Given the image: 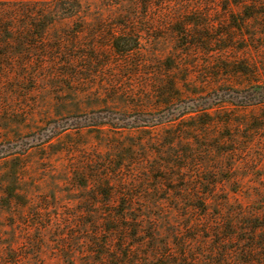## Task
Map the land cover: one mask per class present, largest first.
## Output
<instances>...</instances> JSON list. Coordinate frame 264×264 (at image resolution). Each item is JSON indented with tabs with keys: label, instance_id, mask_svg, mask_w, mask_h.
<instances>
[{
	"label": "rangeland",
	"instance_id": "1",
	"mask_svg": "<svg viewBox=\"0 0 264 264\" xmlns=\"http://www.w3.org/2000/svg\"><path fill=\"white\" fill-rule=\"evenodd\" d=\"M154 4L138 5L140 13L132 15L130 2L114 8L94 0L90 13L57 20L42 34L39 22L25 30L20 28L26 22L14 25L20 30L12 34L13 42L25 46L0 49L8 50L0 65V264L10 258L13 264H86L97 258L92 254L97 249L84 239L89 236L83 229H92L93 221L85 215L113 209L97 203L106 204L103 198L88 204L96 193L82 187L85 177L77 170L84 155L93 157L97 167L113 161L109 145L100 143L110 136L141 137L147 131L165 137L181 126L210 124L188 133L192 157L200 145L206 154L205 161L192 162L194 174L202 171L207 178L208 171L221 166L219 179L225 184L214 199L230 197L232 209L242 206L264 215V102L234 105V96H214L218 89L241 96L264 89V0L193 1L184 17L195 28H205L195 30L192 39L172 34L169 23L176 17ZM127 19L140 29L141 52L122 58L114 53L112 39L129 26ZM188 41L193 46L182 50ZM117 83L148 86L150 94L140 88L130 97L144 111L124 112L109 104L125 99ZM152 87L163 89L160 98ZM208 97L213 102L204 105L211 109L182 115L200 110ZM162 100L169 102L165 109L158 108ZM146 118L154 122L145 123ZM170 231L161 229L159 235ZM237 236L248 237L244 232ZM167 238L159 236L157 242L182 241ZM151 244L137 250L148 254ZM236 246L230 242L227 248ZM172 259L208 264V257L194 260L192 254L189 261ZM171 261L141 258V264Z\"/></svg>",
	"mask_w": 264,
	"mask_h": 264
},
{
	"label": "trees",
	"instance_id": "2",
	"mask_svg": "<svg viewBox=\"0 0 264 264\" xmlns=\"http://www.w3.org/2000/svg\"><path fill=\"white\" fill-rule=\"evenodd\" d=\"M103 1L114 8L119 7L124 1L130 2L134 7L132 15L140 13L138 5L157 3L154 5L176 17V20H170L169 26L171 33L177 38L185 36L192 39L195 37V30L205 28V26L195 28L196 25L186 21L184 17L188 13L186 8L195 0H119V3H115L114 0ZM93 2L94 0H0V49L24 47L25 43L13 42L12 34L20 29H29L30 23H42L39 28L42 34L57 20L78 19L79 16L90 13ZM19 22L28 24L19 29L14 26ZM124 22L129 26L124 27L125 31L112 39L113 51L122 58L139 55L140 29L128 19ZM41 34L35 37L41 38ZM184 46L186 48L182 50L186 51L193 43L188 41ZM8 50L0 52V65L3 61L1 57H5ZM117 85L126 95L125 99H115L116 101L109 103L110 105L119 106L120 111L124 112L144 111L145 108L133 104L130 97L135 95L134 89L137 91L140 88H144L150 94L151 90L147 85L139 84L133 86L134 89L124 87L123 84ZM152 89L156 98H160L159 94L163 89L158 88V91L153 87ZM261 90L255 94L244 93V96H241L235 91L218 89L214 96L229 99L234 96L232 104L242 101L252 105L254 102H264V89L261 87ZM213 99L212 97L202 99L204 103L200 110L183 111L182 115L211 109L205 108L204 104L213 102ZM120 100L123 102L122 106ZM168 105L169 102L162 100L158 108L165 109ZM136 120L142 122L141 119ZM144 122L154 121L146 118ZM209 126L207 123L199 127L185 126L183 129L181 126L180 129L166 132L165 137L155 136L147 131L141 137L114 139L110 136V139L100 143L109 145L110 152H114L113 161L100 167L96 166V161L89 154L82 157L84 162L79 166L81 170H77L85 177L82 187L92 189L93 193H96L92 202L88 201V204H95L97 199L103 198L106 204H101L100 201L97 203L100 206L110 205L113 209L103 212L98 208V211L85 215L93 218V221L92 229L84 227L83 231L89 236L84 239L88 238L91 246L97 249L92 253L97 254V258L88 260L86 264H141L142 257H152L155 261L157 258L172 260L168 264H176L172 257H184L188 260L189 254H192L194 260H199V257L203 256L208 257V264H264V254H261L264 248V215L247 211L242 206L232 209L230 204L233 202L230 197L214 199L219 187L225 184L219 179L221 166L215 167L212 173L208 171L207 178L202 171L198 175L194 174L192 162L205 161L206 154L202 150L204 146L200 145L198 155L192 157L190 146L193 145L188 133ZM100 143L96 144V147H103ZM182 146L184 149H181ZM221 156L223 154L215 156V161L222 159ZM198 202L200 206L195 205ZM162 204L172 205L174 210L151 211L150 206L158 209ZM242 222L247 227H238ZM166 228L171 231L165 236L159 235L160 230L165 231ZM147 232H150V235H146ZM184 232L192 235L185 237ZM242 232L248 237L241 240L237 235ZM159 236L182 241L178 244L170 241L161 243L157 242ZM131 242L134 245L129 249ZM230 242H237L238 247L227 248ZM150 243L152 244L148 248V254H141L137 250V247H144ZM6 263L13 264L12 259Z\"/></svg>",
	"mask_w": 264,
	"mask_h": 264
}]
</instances>
